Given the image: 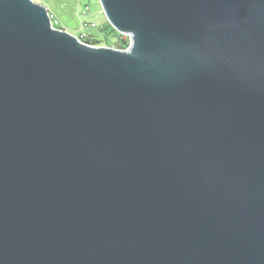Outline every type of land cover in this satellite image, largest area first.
I'll return each instance as SVG.
<instances>
[{
    "label": "water",
    "instance_id": "water-1",
    "mask_svg": "<svg viewBox=\"0 0 264 264\" xmlns=\"http://www.w3.org/2000/svg\"><path fill=\"white\" fill-rule=\"evenodd\" d=\"M100 2L0 0V264H264V0Z\"/></svg>",
    "mask_w": 264,
    "mask_h": 264
},
{
    "label": "rangeland",
    "instance_id": "rangeland-1",
    "mask_svg": "<svg viewBox=\"0 0 264 264\" xmlns=\"http://www.w3.org/2000/svg\"><path fill=\"white\" fill-rule=\"evenodd\" d=\"M34 1L44 4L52 11H56L63 20V24L60 27L67 29L68 32L77 37L80 36V26L82 22L89 23L90 21H95L100 26V29L86 28L83 29V32L96 35L97 39L100 41V43L97 44L98 46L114 47L118 42V36L116 32L112 31L111 27H113V25L109 22L100 0H80V4L78 0ZM87 5H89L88 12L82 14ZM107 26L109 27L106 31H101V28Z\"/></svg>",
    "mask_w": 264,
    "mask_h": 264
},
{
    "label": "trees",
    "instance_id": "trees-1",
    "mask_svg": "<svg viewBox=\"0 0 264 264\" xmlns=\"http://www.w3.org/2000/svg\"><path fill=\"white\" fill-rule=\"evenodd\" d=\"M50 11L53 12L59 18V20H60V22L62 24L63 20L56 13V11H52V10H50ZM109 26L101 28V31H106ZM96 29H100V26L98 25V27ZM111 29H112L113 32H116V34L118 36V42L116 43L114 48L120 49V50H126L127 48H129V46H130V38L128 36H126V35H122L117 30H115L113 27H111ZM86 42L94 44V45H97V44L100 43V41L97 39L96 35H94V34H88V39L86 40Z\"/></svg>",
    "mask_w": 264,
    "mask_h": 264
},
{
    "label": "built area",
    "instance_id": "built-area-1",
    "mask_svg": "<svg viewBox=\"0 0 264 264\" xmlns=\"http://www.w3.org/2000/svg\"><path fill=\"white\" fill-rule=\"evenodd\" d=\"M79 4H80V0H78ZM89 10V5H87L85 7V10H83L82 14H86ZM49 18L51 20L52 26L57 28V29H64L60 26H62L59 18L50 11L49 13ZM82 26V27H81ZM80 26V36L78 37L81 41L86 42V40L88 39V34L86 32H83V29L86 28H92V29H96L98 27V23L94 22V21H90L89 23L87 22H82ZM66 30V29H65Z\"/></svg>",
    "mask_w": 264,
    "mask_h": 264
},
{
    "label": "crops",
    "instance_id": "crops-1",
    "mask_svg": "<svg viewBox=\"0 0 264 264\" xmlns=\"http://www.w3.org/2000/svg\"><path fill=\"white\" fill-rule=\"evenodd\" d=\"M95 22V21H94ZM63 24V23H62ZM65 29V28H64ZM67 30V29H66ZM68 31V30H67ZM89 34H92V33H89Z\"/></svg>",
    "mask_w": 264,
    "mask_h": 264
}]
</instances>
